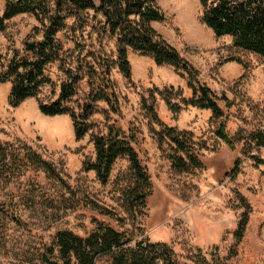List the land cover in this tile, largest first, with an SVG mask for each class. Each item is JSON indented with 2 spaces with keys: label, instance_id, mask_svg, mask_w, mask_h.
I'll list each match as a JSON object with an SVG mask.
<instances>
[{
  "label": "rangeland",
  "instance_id": "1",
  "mask_svg": "<svg viewBox=\"0 0 264 264\" xmlns=\"http://www.w3.org/2000/svg\"><path fill=\"white\" fill-rule=\"evenodd\" d=\"M44 1L51 4L53 0ZM156 1L164 19L150 24L191 62L211 89L227 98L229 104L224 108L229 134L253 127L264 130L262 57L231 45L228 34L213 35L201 20L199 0ZM5 2L0 0V13ZM92 12L85 9L77 11L75 17L68 16L56 33L62 50L58 59L45 66L53 84H44L36 96L9 106L6 96L10 81H0V140L30 145L55 165L73 190L67 192L56 179L34 169L25 170L8 183L0 181V205L25 222L17 224L0 212V264H41L35 249L41 240L49 241L59 228L78 234L87 231L90 217L96 213L84 202L91 201L122 216L119 221L109 219L113 225L171 241L181 255V264H201L188 247L196 244L206 248L212 242L219 244V256L229 264H264V165L257 166L243 155L240 143L230 149L214 134L215 123L209 109L187 106L172 113L167 108L154 88L179 87L183 95H190L186 77L178 68L167 63L156 65L149 55L128 49L130 76L125 77L115 64L109 70L118 112H113L104 100L94 101L91 128L79 139L74 136L69 114L46 115L39 110V101L57 97L61 80L67 79L65 67L73 68L87 49L115 57L114 36L103 29L102 15ZM45 21L31 12H19L6 19L0 30V62L7 61L12 48L23 50L26 39H39ZM24 53L31 55L30 51ZM86 59H91L88 52ZM89 88L88 75L82 69L74 93L65 103L77 110L86 100ZM149 90L155 94L153 107L158 117L168 125L190 131L202 144V168L176 171L171 167L169 146L158 145L150 132L152 121L139 106L141 96ZM113 119L125 130L132 123L140 131L138 157L152 186L144 215L122 207L121 188L129 179L126 155L114 160L105 183L96 178L93 170H82L83 161L94 155L92 135L105 132ZM258 151L264 157V148ZM236 158L240 162L232 174L231 165ZM238 192L246 197L251 210L242 238L235 244L236 253L232 254L227 249L234 242L232 231L241 209ZM94 264L111 263L108 256L102 255Z\"/></svg>",
  "mask_w": 264,
  "mask_h": 264
},
{
  "label": "trees",
  "instance_id": "2",
  "mask_svg": "<svg viewBox=\"0 0 264 264\" xmlns=\"http://www.w3.org/2000/svg\"><path fill=\"white\" fill-rule=\"evenodd\" d=\"M199 2L201 20L211 28L213 35H230L231 45L260 55L264 62V0ZM85 9H92V13L102 15L103 29L114 36L115 57L102 56L98 51L87 49L86 53L91 54V59H86L85 53L76 59L73 68L65 67L67 79L61 80L57 97L38 102V108L43 114H69L74 136L79 139L91 128L89 119L94 112V101L104 100L113 112H118L116 91L110 80L109 70L115 64L125 77H129L131 65L127 51L132 49L149 55L156 65H173L186 77L189 96L183 95L179 87L154 88L172 113L187 106L209 109L215 123L214 134L230 149L240 143L243 155H248L257 166L264 165V157L258 151L259 148H264V130L253 127L229 134L224 108L229 104L227 98L211 89L191 62L150 24V21L164 19L156 0H98L97 3L94 0H53L51 4L44 0H6L0 13V30L4 29L6 19L19 12H31L37 18L46 20L39 39H26L23 50L12 48L7 61L0 62V81H10L6 96L9 106L18 105L25 97L36 96L42 85L53 84L45 72V66L58 59L62 50L56 33L63 28L65 18L71 15L75 17L77 11ZM25 51H30L31 55L24 53ZM1 58L0 53V61ZM82 69L88 75L90 88L86 100L76 110L65 102L74 93ZM152 91L141 96L139 106L152 121L150 132L158 145L166 143L169 146L171 151L167 157L171 167L176 171L202 168V144L193 138L190 131L168 125L158 117L153 107L155 94ZM138 132L140 131L134 124H128L125 130L113 119L105 132L92 135L94 155L83 161L82 170H93L96 178L105 183L114 160L126 155L129 179L121 188L122 207L127 212L144 215L152 186L149 173L138 157ZM239 162L238 158L233 161L230 170L232 174L238 170ZM27 169L43 171L48 178L56 179L67 192L72 193L71 186L55 165L30 145L0 140V181L8 183ZM237 198L241 209L232 231L234 242L227 249L232 254L236 253L235 244L242 238L251 210L250 203L243 194L238 192ZM84 204H88L96 213L91 215L87 231L78 234L68 228H59L49 241L41 240L35 248L41 264H94L102 255L108 256L111 264H181L178 260L181 255L175 251L171 241L155 239L144 231L137 234L122 225L117 227L109 219H123L112 209L92 201ZM0 212L17 224L25 225L12 210L0 205ZM219 250L216 242L206 248L196 244L188 247V251L201 264H229L219 256Z\"/></svg>",
  "mask_w": 264,
  "mask_h": 264
}]
</instances>
